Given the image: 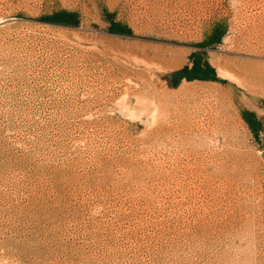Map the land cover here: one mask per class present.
Instances as JSON below:
<instances>
[{"label": "rangeland", "instance_id": "374dc122", "mask_svg": "<svg viewBox=\"0 0 264 264\" xmlns=\"http://www.w3.org/2000/svg\"><path fill=\"white\" fill-rule=\"evenodd\" d=\"M0 264H264V0H0Z\"/></svg>", "mask_w": 264, "mask_h": 264}]
</instances>
